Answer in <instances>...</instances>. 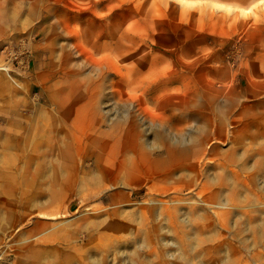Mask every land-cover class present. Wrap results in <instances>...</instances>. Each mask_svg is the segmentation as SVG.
<instances>
[{"label":"rangeland","instance_id":"rangeland-1","mask_svg":"<svg viewBox=\"0 0 264 264\" xmlns=\"http://www.w3.org/2000/svg\"><path fill=\"white\" fill-rule=\"evenodd\" d=\"M0 264H264V2L0 0Z\"/></svg>","mask_w":264,"mask_h":264},{"label":"snow or ice","instance_id":"snow-or-ice-1","mask_svg":"<svg viewBox=\"0 0 264 264\" xmlns=\"http://www.w3.org/2000/svg\"><path fill=\"white\" fill-rule=\"evenodd\" d=\"M262 2H264V0H262Z\"/></svg>","mask_w":264,"mask_h":264}]
</instances>
